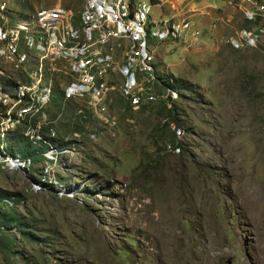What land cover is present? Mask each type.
I'll return each mask as SVG.
<instances>
[{
    "label": "rangeland",
    "instance_id": "1",
    "mask_svg": "<svg viewBox=\"0 0 264 264\" xmlns=\"http://www.w3.org/2000/svg\"><path fill=\"white\" fill-rule=\"evenodd\" d=\"M135 1L155 21L174 19L202 31L186 43L151 42L156 76L189 81L194 91L181 90L172 104L159 99L134 110L119 96V80L112 81L113 128L102 127L78 114L87 99L79 77L54 71L44 59L45 87L50 70L54 97L42 134L62 150L68 138L62 134L75 128L73 143L77 133L84 136L81 157L71 148L43 186L38 164L55 154L44 160L42 140L28 135L38 120L26 113L4 138L14 155L24 157H0V190L14 199L0 207L15 211L33 236L13 226L0 231V264H264V33L256 45L248 42L249 33L264 27V0ZM85 2L0 0V28L31 20L38 33L54 23L78 26ZM22 36L13 45L21 60L0 64L15 109L23 108L34 85L31 63L24 61L36 53L26 56ZM5 47L0 42V59ZM41 59L35 57L34 66ZM133 65L150 66L140 59ZM154 89L159 93L164 85L158 81ZM8 117L0 115V122ZM92 130L98 137L91 141L85 135ZM76 184L74 196H63L73 195ZM5 236L12 238L10 252Z\"/></svg>",
    "mask_w": 264,
    "mask_h": 264
},
{
    "label": "bare ground",
    "instance_id": "2",
    "mask_svg": "<svg viewBox=\"0 0 264 264\" xmlns=\"http://www.w3.org/2000/svg\"><path fill=\"white\" fill-rule=\"evenodd\" d=\"M144 6L143 2L135 0H86L84 12L78 26L63 28L58 23H54L48 32L38 33L35 29L34 20H31L15 23L16 26L10 30L0 28L3 29L0 30V42L6 44L0 64H11L21 60L22 51L13 50V45L20 41L22 35H26V56L28 51L36 53L34 56H27L24 61L31 63L29 74L34 85L33 88L31 86L32 90L29 94L22 98V109H15L11 95L7 92L3 75H0V115L3 118L9 116L7 123L0 122L1 158H4L3 155L7 156L9 160L24 157L14 155L12 150L7 148L4 138L18 128L17 124L20 125L26 120V113L28 112L31 113L30 121L38 120L37 128L31 129L28 135L42 140L40 142L44 144L45 152L40 153V156L46 160L45 155L55 154L53 158L48 157L47 161L38 164L41 166L43 178L40 184L43 186L49 184V182H42L53 175L60 159L66 158L65 156L70 153L71 148L75 147L79 152L77 147L82 144L84 136L80 132L77 133L76 142L73 143L74 133L77 132L75 128L71 130L69 135L62 134L63 139L69 138H66L67 141L63 140L62 145L65 146H62V150L56 147V144L52 141L53 139H46L42 134L43 127L50 124L48 103H51L54 97V78L50 75V70H47L49 72L47 73L49 79L47 83L49 84L47 88L45 87L44 59L54 65L52 67L54 71L60 72L59 70H62L65 73H71L79 77L80 83L87 89L85 91L87 99L78 114L80 118L88 116L89 120H96L102 127L110 126L113 128V119L108 115L109 92L112 89L110 82L112 81L119 80L117 87L119 96L134 110L143 105L152 104L159 99L172 102L179 96V91H174L170 86H165L159 93L154 89L155 84L158 81L160 82V79L156 76L157 69L152 63L151 42L175 40L186 43L188 39L192 38L194 40L197 36L187 35L188 24L190 23H179L168 18H159L155 21L152 19V14L148 8H144ZM192 30H198L202 33L199 29ZM54 33L56 34V44L55 38H53ZM263 33L264 27L249 33V44L251 46L256 45ZM250 36H255V40H250ZM35 57L42 58L41 65L38 67L34 66ZM136 59H140L142 62L150 64V66L146 69L142 66V68H135L133 63ZM60 64L63 65L61 69L59 68ZM136 72H140L138 77H135ZM151 82L152 84L149 86ZM41 83L42 85L39 88L38 86ZM87 120L88 118H85L83 122H78V124H86ZM81 130L83 132V128ZM97 137L96 130H92V132L85 135V138L91 141L96 140ZM77 155L81 157L80 152ZM66 174L61 173L60 176ZM37 176L39 174L31 175V177L40 181ZM76 191L77 184L73 195L63 196H74ZM2 201L8 206H12L8 204L13 202L11 199L4 198Z\"/></svg>",
    "mask_w": 264,
    "mask_h": 264
},
{
    "label": "trees",
    "instance_id": "3",
    "mask_svg": "<svg viewBox=\"0 0 264 264\" xmlns=\"http://www.w3.org/2000/svg\"><path fill=\"white\" fill-rule=\"evenodd\" d=\"M240 5V4H239ZM158 78L160 79V82L165 86H171L175 89H177L180 93L181 90H189V91H194L195 89V86L193 83L189 82V81H183V80H179V79H176V78H173L172 76V81L170 80V78H168L166 80V78L163 76V75H159ZM16 83V82H15ZM17 85L21 86V84L19 83H16ZM12 95L14 97H17L19 98V93L18 91H13L12 92ZM161 101H164L166 102L165 100H161ZM164 102H160L162 105H161V108L163 109H166V103ZM174 101L170 102V104H172ZM143 108L145 107V105L142 106ZM141 107V108H142ZM167 110V109H166ZM170 113L171 112V109H168L167 110V113ZM169 115V114H168ZM172 119L174 118V116L172 115H169ZM54 128V126H53ZM16 133H18V131H16ZM16 133H14L12 136H14ZM22 134V133H21ZM24 136V134H22ZM26 137V136H25ZM12 194L6 192V191H2L0 190V201H1V204L4 206V204L2 203V200L4 198H9L11 200L14 201L13 197L11 196ZM11 208V207H10ZM9 209V208H8ZM12 226L13 228L17 227V228H20L21 229V232L23 234H26L28 236H33V233L31 231H28V230H25L24 228H28V225H25L23 223H21V218L19 217V215L15 212V211H5L4 209H2L0 207V231L4 230L5 228H9V229H12ZM5 238V241L3 243V247H5L7 249V251L10 252V249H11V245H12V238L11 237H4Z\"/></svg>",
    "mask_w": 264,
    "mask_h": 264
},
{
    "label": "built area",
    "instance_id": "4",
    "mask_svg": "<svg viewBox=\"0 0 264 264\" xmlns=\"http://www.w3.org/2000/svg\"><path fill=\"white\" fill-rule=\"evenodd\" d=\"M147 6H144V8ZM201 32H198V30H192L190 29V24H188V34L187 35H192V36H200ZM55 38V44H56V34L54 33ZM250 40H255V36H250Z\"/></svg>",
    "mask_w": 264,
    "mask_h": 264
},
{
    "label": "crops",
    "instance_id": "5",
    "mask_svg": "<svg viewBox=\"0 0 264 264\" xmlns=\"http://www.w3.org/2000/svg\"><path fill=\"white\" fill-rule=\"evenodd\" d=\"M57 4H60V3H57ZM12 11V10H11ZM10 16H12L11 14H9ZM13 17V16H12ZM14 18V17H13ZM20 18V17H19ZM14 19H17V18H14ZM17 83V82H16ZM20 84H22L21 82H20Z\"/></svg>",
    "mask_w": 264,
    "mask_h": 264
}]
</instances>
